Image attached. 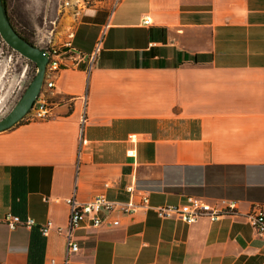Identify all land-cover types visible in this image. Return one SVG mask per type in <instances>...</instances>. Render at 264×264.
Segmentation results:
<instances>
[{
  "label": "crops",
  "instance_id": "1",
  "mask_svg": "<svg viewBox=\"0 0 264 264\" xmlns=\"http://www.w3.org/2000/svg\"><path fill=\"white\" fill-rule=\"evenodd\" d=\"M98 2L62 17L83 53L105 32L92 73L63 70L53 90L60 102L87 95L86 145L79 102L0 133V220L36 222L0 224V264H264L246 217L264 206V0ZM132 182L153 187V207L192 195L238 201V211L192 225L140 212L78 231L80 250L68 254L66 200L124 202Z\"/></svg>",
  "mask_w": 264,
  "mask_h": 264
},
{
  "label": "built area",
  "instance_id": "2",
  "mask_svg": "<svg viewBox=\"0 0 264 264\" xmlns=\"http://www.w3.org/2000/svg\"><path fill=\"white\" fill-rule=\"evenodd\" d=\"M98 0H64L59 5L58 13L71 10L76 17L98 5ZM142 24L149 26L151 20L146 18ZM74 29L70 28L67 35L63 36L58 31L54 40L49 36L40 38V47L46 52L49 62L46 66V75L41 92L29 113L22 120L23 123L46 122L64 114H59L58 109L65 106L72 112L77 102L81 106L80 132L82 145L87 141L83 139L85 128L89 125L90 119L87 114L88 97L86 94L81 96H65L60 102L53 101V90L56 89V81L63 70L75 71L84 66V71L91 74L95 64L102 52V44L105 38L103 32L97 40L90 53H83L77 50L73 44ZM68 112V113H69ZM80 156V155H79ZM80 161V159H78ZM128 196L124 202L109 200L105 194L96 196L88 203H80L75 196L67 199L70 207L69 223L66 229H58L66 238L68 254L79 252L80 247L76 238V233L83 229L96 230L104 226L117 227L120 225V218L133 216L140 212L153 210L160 220H178L187 225H192L202 218H208L211 222H216L223 217L233 215L238 211V201L228 199H217L214 202L197 197L187 196L185 202L179 205H166L153 207L150 203V190L138 186L135 182L125 187ZM248 222L254 228L256 235L264 240V206L255 205L246 215ZM0 224H4L11 231L19 228H35L36 222L32 218L22 219L12 213H7ZM53 222H48L38 229L43 237H48L53 229ZM69 261V260H68Z\"/></svg>",
  "mask_w": 264,
  "mask_h": 264
},
{
  "label": "rangeland",
  "instance_id": "3",
  "mask_svg": "<svg viewBox=\"0 0 264 264\" xmlns=\"http://www.w3.org/2000/svg\"><path fill=\"white\" fill-rule=\"evenodd\" d=\"M13 24L37 46L42 47L40 38L49 36L54 40L58 31H64L68 24L62 21L63 12L58 13L64 0H5ZM67 31V32H66ZM70 31L67 28L63 36ZM37 67L7 46L0 36V120L16 105L34 79ZM234 74L224 79L236 78ZM241 76V75H240ZM53 101H56L55 97ZM22 122V121H21ZM153 189L152 186H145Z\"/></svg>",
  "mask_w": 264,
  "mask_h": 264
},
{
  "label": "water",
  "instance_id": "4",
  "mask_svg": "<svg viewBox=\"0 0 264 264\" xmlns=\"http://www.w3.org/2000/svg\"><path fill=\"white\" fill-rule=\"evenodd\" d=\"M0 36L9 48L37 67L36 75L22 97L14 108L0 120V133H2L19 124L33 108L44 85L49 58L44 50L28 43L15 31L3 0H0Z\"/></svg>",
  "mask_w": 264,
  "mask_h": 264
},
{
  "label": "trees",
  "instance_id": "5",
  "mask_svg": "<svg viewBox=\"0 0 264 264\" xmlns=\"http://www.w3.org/2000/svg\"><path fill=\"white\" fill-rule=\"evenodd\" d=\"M3 2H4V4H5V6H6V8H7V11H8V7H7V3H6V1L5 0H3ZM8 16H9V20H10V22H11V24H12V26H13V28L15 29V31L24 39V40H26L28 43H30V44H32V45H35L30 39H29V37L27 36V35H25V34H23L22 32H20L19 30H17V28L15 27V25L13 24V21H12V19H11V16H10V13H9V11H8ZM32 63V62H31ZM32 64H34V63H32ZM23 123V121L22 122H20L19 124H22ZM239 168H243V167H239ZM207 170H209L208 168H206V173H207ZM190 196H192V195H190ZM198 197V196H197Z\"/></svg>",
  "mask_w": 264,
  "mask_h": 264
}]
</instances>
